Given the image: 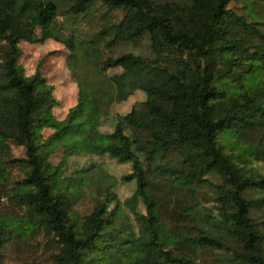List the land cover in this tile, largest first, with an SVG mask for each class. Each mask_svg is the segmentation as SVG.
Here are the masks:
<instances>
[{
	"label": "trees",
	"instance_id": "obj_1",
	"mask_svg": "<svg viewBox=\"0 0 264 264\" xmlns=\"http://www.w3.org/2000/svg\"><path fill=\"white\" fill-rule=\"evenodd\" d=\"M67 1L74 14L92 2L121 8L100 32L113 31L107 45L147 34L153 56L95 63L59 120L53 87L16 62L22 41L74 49L56 28L58 4L0 0V264H229L221 248L237 264H264V169L254 165H264V20L229 7L234 0ZM135 91L144 99L101 131L112 104ZM37 123L52 132L36 136ZM58 148L66 162L85 154L129 163L121 181L134 191L119 201L117 179L95 163L63 177L62 162L49 160ZM86 195L92 208L80 215Z\"/></svg>",
	"mask_w": 264,
	"mask_h": 264
},
{
	"label": "rangeland",
	"instance_id": "obj_2",
	"mask_svg": "<svg viewBox=\"0 0 264 264\" xmlns=\"http://www.w3.org/2000/svg\"><path fill=\"white\" fill-rule=\"evenodd\" d=\"M58 4L59 15L56 18V28L63 38H71L73 40L74 49L69 50L64 44L47 38L41 42L29 43L22 41L16 53V62L24 69L25 75L34 74L37 70L46 78L48 84L53 87V96L55 106L53 108L54 116L61 120L65 117L68 110L76 105L79 95V81L85 72L92 73L94 64L99 63L107 57H115L125 52H132L141 56L151 58L153 52L150 46L149 36L146 34L136 42L118 41L113 45H107V42L113 37V31H107L100 34L102 30H107L113 24L118 23L124 11L121 8H109L100 2H92L89 4L85 12L74 14L66 12L70 3L67 0H55ZM160 2L175 1L185 2V0H158ZM251 2V10H246L243 0H234L229 7L235 8L244 14L257 13L264 20V0H249ZM36 34H40V30H35ZM120 69H110L109 74L117 73ZM144 93L135 91L125 101L112 104L108 115L100 120L99 129L101 131H111L117 121V116L128 112L131 107L144 99ZM36 136L46 138L52 130L37 123L34 126ZM12 154L17 158H24V149L22 146L11 145ZM62 150L56 149L49 160L54 165L61 164L62 176L70 174L73 170L79 169L90 164L100 165L105 172L113 175L117 179V183L113 190L115 191L119 201H123L134 191L135 183L122 182L121 176L130 172L129 163H119L117 160L110 158L108 155H72L66 162L62 158ZM259 169L263 170L262 163H255ZM21 178V172L15 171L12 174V181ZM207 178L213 182H220V178L216 174H210ZM86 192V191H85ZM88 193V192H87ZM92 197L86 195L81 197L75 209L80 215L87 214L92 208ZM208 206H212L209 204ZM215 212V210H214ZM132 229H137L134 224ZM41 244L43 240L37 239ZM234 244L232 240L228 241V245ZM217 254L229 260V264H237V259L230 261L232 251L230 249H218ZM7 264H18L9 262Z\"/></svg>",
	"mask_w": 264,
	"mask_h": 264
}]
</instances>
